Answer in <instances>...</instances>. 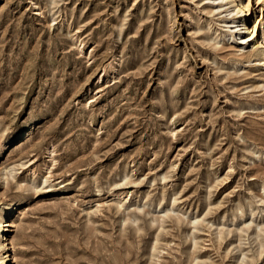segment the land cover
<instances>
[{
    "label": "rangeland",
    "instance_id": "1",
    "mask_svg": "<svg viewBox=\"0 0 264 264\" xmlns=\"http://www.w3.org/2000/svg\"><path fill=\"white\" fill-rule=\"evenodd\" d=\"M207 1L0 0L6 264H264V65Z\"/></svg>",
    "mask_w": 264,
    "mask_h": 264
},
{
    "label": "bare ground",
    "instance_id": "2",
    "mask_svg": "<svg viewBox=\"0 0 264 264\" xmlns=\"http://www.w3.org/2000/svg\"><path fill=\"white\" fill-rule=\"evenodd\" d=\"M206 1V0H202ZM211 2V3H210ZM220 2L219 4H217ZM205 7L203 8L206 10V7H209L207 12L208 13H214V11H217V14H224V16L221 19V22L224 24L223 28L225 27L228 29L226 32H224L221 36H216L213 38H208L209 42L211 41L212 43L210 44V47H216V45L221 41H223L225 38L227 39H234V35L238 36V40L241 41L238 45H243V44H248L250 41L255 40L250 46L253 48V52L247 54L248 57L254 56L255 59L258 61H261L262 64L264 65V15L262 14L258 20L254 19L253 23H251V15L252 13L250 12V7L248 3H244L241 0H209L207 2H204ZM231 13H234L235 15L237 14L236 17H228ZM251 23V24H250ZM260 24V27H259ZM261 29V37L263 39V42L261 41L259 44L260 46L257 47L255 46L256 43H258V30ZM245 33V34H244ZM204 37V41L206 40V32L202 34ZM219 37V38H218ZM206 44V43H205ZM242 49V47H241ZM23 165V164H21ZM9 175H12L13 168L10 169ZM11 209H8L6 212L9 213ZM264 211V210H263ZM240 215H242L240 213ZM5 217V216H4ZM12 221H3L2 218H0V252L3 250L8 251L9 248H11V243L7 242L8 239L5 237L3 238L5 231H10L11 227H14ZM260 226V225H259ZM257 227V226H256ZM247 228H249V224L247 225ZM256 231V230H255ZM255 231H253L255 233ZM5 232V233H6ZM256 236V235H255ZM4 252V253H5ZM5 255V256H4ZM2 255L0 253V264H6L5 258L7 254L5 253Z\"/></svg>",
    "mask_w": 264,
    "mask_h": 264
}]
</instances>
